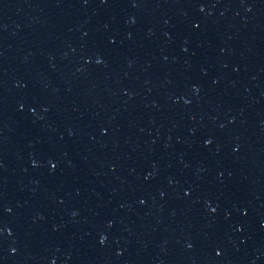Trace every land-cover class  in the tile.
I'll return each mask as SVG.
<instances>
[{
	"label": "water",
	"instance_id": "obj_1",
	"mask_svg": "<svg viewBox=\"0 0 264 264\" xmlns=\"http://www.w3.org/2000/svg\"><path fill=\"white\" fill-rule=\"evenodd\" d=\"M0 228V264H264V0H0Z\"/></svg>",
	"mask_w": 264,
	"mask_h": 264
},
{
	"label": "snow or ice",
	"instance_id": "obj_2",
	"mask_svg": "<svg viewBox=\"0 0 264 264\" xmlns=\"http://www.w3.org/2000/svg\"><path fill=\"white\" fill-rule=\"evenodd\" d=\"M97 62L99 63L100 61H97ZM206 143H211V141H206ZM53 168H55V165H53ZM212 211H216V209L213 208ZM0 232H3V228H0ZM101 243H103V238L101 239ZM189 247H191V245H189ZM219 254L220 253L217 252V255H219Z\"/></svg>",
	"mask_w": 264,
	"mask_h": 264
}]
</instances>
